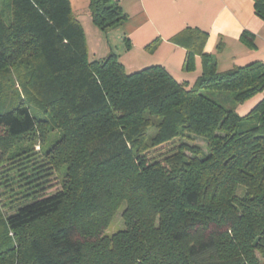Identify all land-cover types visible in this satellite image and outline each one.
<instances>
[{
    "label": "trees",
    "instance_id": "16d2710c",
    "mask_svg": "<svg viewBox=\"0 0 264 264\" xmlns=\"http://www.w3.org/2000/svg\"><path fill=\"white\" fill-rule=\"evenodd\" d=\"M254 8L264 20V0ZM88 10L106 38L127 18L116 0ZM169 40L184 71L200 56L193 82L160 64L129 70L111 48L90 59L70 0H0V162L40 153L60 175L53 194L0 204V264H264V97L244 115L224 105L264 89V61L217 71L207 32Z\"/></svg>",
    "mask_w": 264,
    "mask_h": 264
},
{
    "label": "crops",
    "instance_id": "0c3cea01",
    "mask_svg": "<svg viewBox=\"0 0 264 264\" xmlns=\"http://www.w3.org/2000/svg\"><path fill=\"white\" fill-rule=\"evenodd\" d=\"M116 1L126 13L127 18L117 29L111 30L109 35L114 31L112 34L123 47V43L117 36L121 35L128 39L130 47L129 49L124 47L126 52L148 55L145 63L142 61L127 63L131 70H136V67L142 64L143 67L160 64L174 77L176 75L179 79L184 78L189 83L193 82L202 70L200 56L197 55L193 59V70L189 72L196 76L190 78L183 70L184 48L169 40L187 27L207 32L204 51L214 55L217 68L221 60L227 68L255 60L264 61V20L255 13L254 0ZM70 4L76 14L72 0ZM83 8L88 10V0H83ZM243 31L253 34L254 46H249L240 39ZM153 41L154 44H152ZM108 48L110 50V47ZM118 54L121 58L120 53Z\"/></svg>",
    "mask_w": 264,
    "mask_h": 264
},
{
    "label": "rangeland",
    "instance_id": "374dc122",
    "mask_svg": "<svg viewBox=\"0 0 264 264\" xmlns=\"http://www.w3.org/2000/svg\"><path fill=\"white\" fill-rule=\"evenodd\" d=\"M72 3H73L74 11L76 13L75 15L77 16L83 28V32L85 35L87 48H88V55L90 59L98 58L106 55L107 50L109 49L108 47H110L113 51H115V53H120L121 55L120 61L129 70H131V68L127 66V63L129 64L132 61L134 62L142 61V63H145V58L148 57V55L146 56L143 55L144 53H139V52L137 53L126 52L124 50V47L120 44V42L117 41L116 36L112 34V32L114 31H112L109 37L106 38L102 34V32L95 25H93V23L90 20L87 8H83V0H72ZM151 63H155V62H151ZM141 67H143V64L141 66L136 67V69H139ZM226 69L229 68L225 67L223 60H221L217 68V71H224ZM185 73L188 74L187 76L190 78H194L196 76V74L193 75L189 71L187 72L185 71ZM177 77L176 78L179 79V76ZM3 80H5V77L3 78ZM208 94H212V96L217 100L225 95L217 91H208ZM9 96L10 95H8V93L5 95V97L8 99ZM262 97H264V89L258 92L257 94H255L254 96L250 97L249 99L245 100L244 102L237 104H233V103L230 104V100H229L228 102H225L224 105L225 107L228 108L231 107L239 115H244ZM37 105H38L37 103H31V107L34 115L36 117L46 119L47 114L42 112V109ZM47 136L49 140H52L59 136V132L57 130H51L50 128L47 127ZM195 143L203 145L202 141L199 139H197ZM39 147L40 144L36 143L33 147L34 151L38 152ZM168 147L170 146H167L166 148ZM42 162L43 159L40 153L39 155H36L34 159H31V161L29 162H24L23 160H21L18 164L15 165L14 163H11L9 161L0 162V204H2L4 208H6L5 209L6 213H10V211L12 212L16 204H20L32 200V197H25L26 199L22 197L21 199L20 196L28 192V190L25 188L36 187L37 193L35 195H37V197L53 194L60 188V175L57 172H53L50 175H46L45 171L41 170L42 167H39L40 165L43 164ZM5 178H7L8 180L7 184H9V186L6 187L3 185V183H1ZM238 192L240 194L243 192V188L241 186L239 187ZM121 210L122 208L117 211V213L111 220L108 228L106 229L105 233L111 234L123 226V221L121 218Z\"/></svg>",
    "mask_w": 264,
    "mask_h": 264
}]
</instances>
